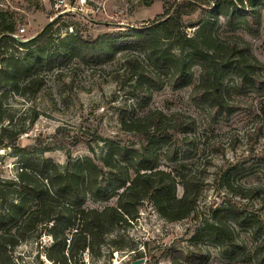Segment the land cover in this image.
<instances>
[{"label":"trees","instance_id":"obj_1","mask_svg":"<svg viewBox=\"0 0 264 264\" xmlns=\"http://www.w3.org/2000/svg\"><path fill=\"white\" fill-rule=\"evenodd\" d=\"M163 11L138 27L110 30L96 36L78 30L67 34L57 48L46 52L52 41L50 24L27 42H16L12 36L14 22L5 23L0 13V96L11 91L19 96H35L43 87L42 69L60 66L74 58L86 65L101 66L117 53L122 54V69L115 77L120 87H128L135 107H145L152 91L165 84L173 90L190 84L193 67H199L198 82L190 99L208 107L211 122L228 121L233 113L250 108L240 98L245 92L264 98V64L253 55L248 41L216 31L220 19L226 25L239 22L243 29L256 35L264 14V0H162ZM196 14L185 30L184 16ZM71 25V24H70ZM28 49L21 56L9 52V46ZM231 79V86H228ZM125 105L119 118L120 129L135 144L118 139H94L105 142L96 154L88 140L91 154L71 159L60 167L44 156L46 146L24 148L21 166L13 178L0 177V264H16L14 249L30 237L42 233L50 236L44 255L55 264H78L88 249L100 253L106 234L115 226H125L137 216L138 207L147 200L167 220L188 217L195 209L204 183L206 166L194 170L190 161L198 150L193 135L196 120L181 112L169 115L159 109L143 114L129 113ZM264 111V104L256 110ZM34 114L29 122L36 119ZM13 116H4L0 103V145L16 147L24 126H16ZM250 138L262 134L256 124ZM53 139L76 144L80 136L69 134L58 126ZM215 148V146H212ZM162 157L172 166L158 165ZM207 162V161H206ZM264 167V148L251 152L244 160L229 163L227 180ZM181 184L182 195H176ZM228 188L230 184L227 182ZM239 198H258L263 212L248 214L233 200L212 208L192 235L193 242L207 239L228 256H237L245 246L234 235L232 223L249 230L254 243L246 258L236 264H264V190L259 187L237 188ZM116 204L102 208L86 203L108 201Z\"/></svg>","mask_w":264,"mask_h":264},{"label":"rangeland","instance_id":"obj_2","mask_svg":"<svg viewBox=\"0 0 264 264\" xmlns=\"http://www.w3.org/2000/svg\"><path fill=\"white\" fill-rule=\"evenodd\" d=\"M163 11L162 0H0V13L5 23L15 24L13 38L16 42H27L50 24L51 43L45 48L52 52L57 43L67 34L78 30L84 35L96 36L100 33L138 27L149 22ZM196 14L184 16L185 30L193 33L188 23L195 20ZM71 24V25H70ZM23 29V31H20ZM219 34L248 41L252 53L264 64V14L261 27L256 35L244 30L239 22L226 25L222 19L216 26ZM9 52L26 55L27 48L9 46ZM122 54L117 53L110 61L101 65H86L72 58L60 66L42 69L45 82L35 96H19L11 91L0 96L4 116L12 115L16 126H24L16 147L0 145V177L13 178L21 166L20 153L24 148L45 147L44 156L51 158L60 167L69 160L91 154L88 140L96 154L105 149V142L94 139L100 134L103 139H118L126 144H135L119 127V118L125 105L129 113L143 114L159 109L169 115L181 112L192 116L197 123L193 135L198 142V150L190 161L194 170L206 166L197 205L194 211L180 220H167L162 217L147 200L138 207L137 216L125 226H115L105 235L98 255L88 249L81 253L78 264H130L133 260L143 259L140 264H236L246 258L254 243L249 230L235 226L234 235L245 246V251L237 256H228L207 239L193 242L192 235L212 208L220 207L228 200L235 201L248 214L263 212L258 198H239L237 188L259 187L264 190V167L256 165L248 174L229 177L226 167L229 163L244 160L251 152L260 153L264 148V111L257 109L264 104V98L245 92L231 94L246 102L250 108H243L228 121L211 122L208 107L194 103L189 93L198 82L199 67L192 70L190 84L173 90L165 84L161 89L152 91L149 103L135 107L128 87H120L121 79L115 75L122 69ZM264 74V66L263 72ZM228 79V86H231ZM37 114L30 123V118ZM256 124L262 125V134L250 138ZM58 126H63L69 134L80 136L74 144H64L53 139ZM212 146H215L212 147ZM207 161V162H206ZM162 168L172 165L162 159ZM227 182L230 184L228 188ZM176 195H182L181 184L176 185ZM90 207L102 208L116 204V198L108 201L86 203ZM51 238L42 233L30 237L13 252L16 264H55L44 255L45 247Z\"/></svg>","mask_w":264,"mask_h":264},{"label":"water","instance_id":"obj_3","mask_svg":"<svg viewBox=\"0 0 264 264\" xmlns=\"http://www.w3.org/2000/svg\"><path fill=\"white\" fill-rule=\"evenodd\" d=\"M143 261V259H136L133 260L130 264H140Z\"/></svg>","mask_w":264,"mask_h":264},{"label":"built area","instance_id":"obj_4","mask_svg":"<svg viewBox=\"0 0 264 264\" xmlns=\"http://www.w3.org/2000/svg\"><path fill=\"white\" fill-rule=\"evenodd\" d=\"M20 31H23V29H20ZM13 35V34H12Z\"/></svg>","mask_w":264,"mask_h":264}]
</instances>
